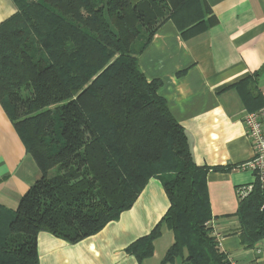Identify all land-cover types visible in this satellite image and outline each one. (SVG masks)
<instances>
[{"label": "trees", "instance_id": "obj_1", "mask_svg": "<svg viewBox=\"0 0 264 264\" xmlns=\"http://www.w3.org/2000/svg\"><path fill=\"white\" fill-rule=\"evenodd\" d=\"M11 1L16 13L0 23V105L41 177L14 210L0 204V264H39L40 231L71 244L97 233L151 177L169 207L125 251L139 263L151 257L164 225L174 241L160 264H231L212 234L208 168L194 163L185 130L157 92L160 82L148 81L137 61L166 21L186 39L208 29L209 5ZM251 184L235 212L246 247L264 239V190L257 179Z\"/></svg>", "mask_w": 264, "mask_h": 264}, {"label": "crops", "instance_id": "obj_2", "mask_svg": "<svg viewBox=\"0 0 264 264\" xmlns=\"http://www.w3.org/2000/svg\"><path fill=\"white\" fill-rule=\"evenodd\" d=\"M204 1L214 18L208 29L186 39L166 21L138 53L137 61L148 81L160 82L157 92L185 130L194 163L208 168L212 234L220 249L231 264H264V239L246 247L235 216L238 188L254 181L245 166L253 148L243 116L264 104V0ZM15 13L11 0H0V23ZM40 177V169L0 105V204L14 210ZM168 207L160 180L151 177L118 219L77 243L40 231L38 263L160 264L174 241L164 225L151 257L139 263L125 249L148 234Z\"/></svg>", "mask_w": 264, "mask_h": 264}, {"label": "built area", "instance_id": "obj_3", "mask_svg": "<svg viewBox=\"0 0 264 264\" xmlns=\"http://www.w3.org/2000/svg\"><path fill=\"white\" fill-rule=\"evenodd\" d=\"M243 123L253 148V156L245 166L251 170L254 180L257 179L264 190V105L245 112ZM251 189L252 184L239 187V198L247 195Z\"/></svg>", "mask_w": 264, "mask_h": 264}, {"label": "rangeland", "instance_id": "obj_4", "mask_svg": "<svg viewBox=\"0 0 264 264\" xmlns=\"http://www.w3.org/2000/svg\"><path fill=\"white\" fill-rule=\"evenodd\" d=\"M176 264H183L182 262H180L179 260L176 261Z\"/></svg>", "mask_w": 264, "mask_h": 264}]
</instances>
